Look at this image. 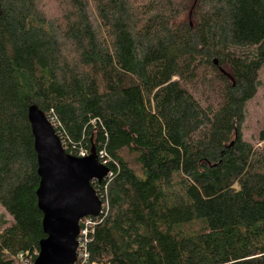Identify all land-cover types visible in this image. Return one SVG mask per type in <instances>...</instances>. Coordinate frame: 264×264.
<instances>
[{"label":"trees","instance_id":"obj_1","mask_svg":"<svg viewBox=\"0 0 264 264\" xmlns=\"http://www.w3.org/2000/svg\"><path fill=\"white\" fill-rule=\"evenodd\" d=\"M59 1L52 19L40 0H1L0 206L13 224L0 264L35 263L46 238L31 105L67 154L95 149L110 170L92 183L103 213L86 264H264V131L260 147L242 135L264 0Z\"/></svg>","mask_w":264,"mask_h":264},{"label":"water","instance_id":"obj_2","mask_svg":"<svg viewBox=\"0 0 264 264\" xmlns=\"http://www.w3.org/2000/svg\"><path fill=\"white\" fill-rule=\"evenodd\" d=\"M2 13L0 0V17ZM28 120L38 160L37 198L46 235L34 264H76L80 221L96 219L103 210L92 183H102L110 170L95 149L86 158L67 154L55 128L37 106L29 107Z\"/></svg>","mask_w":264,"mask_h":264},{"label":"rangeland","instance_id":"obj_3","mask_svg":"<svg viewBox=\"0 0 264 264\" xmlns=\"http://www.w3.org/2000/svg\"><path fill=\"white\" fill-rule=\"evenodd\" d=\"M40 7L43 8L49 18L56 19L60 17L62 4L59 0H40ZM259 81L260 88L258 89L255 98L247 105L246 119L242 128L243 140L255 147H260L262 145L259 144V138L264 131V67L259 73ZM194 87L198 96H202L204 99L209 96V93L204 86L196 84ZM125 157L127 161L131 163L132 167L136 169L134 156L126 153ZM4 221L8 222L9 225L13 224L12 218L0 206V234L3 233L1 224Z\"/></svg>","mask_w":264,"mask_h":264},{"label":"built area","instance_id":"obj_4","mask_svg":"<svg viewBox=\"0 0 264 264\" xmlns=\"http://www.w3.org/2000/svg\"><path fill=\"white\" fill-rule=\"evenodd\" d=\"M85 155L83 154V157ZM103 213V211H102ZM101 213V214H102ZM97 219V218H96ZM94 219L93 218H85L80 221V234L78 237L79 242V248H78V261L76 264H86L88 260V253H87V245H88V239L91 234L94 233ZM16 264H34L32 257L29 253L20 254L16 257H14Z\"/></svg>","mask_w":264,"mask_h":264}]
</instances>
